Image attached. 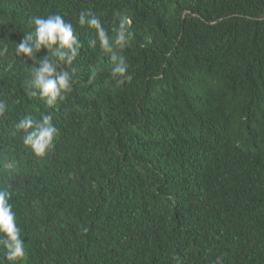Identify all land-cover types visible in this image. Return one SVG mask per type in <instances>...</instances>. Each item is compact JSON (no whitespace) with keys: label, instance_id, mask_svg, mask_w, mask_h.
<instances>
[{"label":"trees","instance_id":"1","mask_svg":"<svg viewBox=\"0 0 264 264\" xmlns=\"http://www.w3.org/2000/svg\"><path fill=\"white\" fill-rule=\"evenodd\" d=\"M81 12L110 36L130 16L131 81ZM52 14L82 48L49 107L15 43ZM0 53V187L25 264H264V0H0ZM42 114L58 135L37 157L15 125Z\"/></svg>","mask_w":264,"mask_h":264},{"label":"clouds","instance_id":"2","mask_svg":"<svg viewBox=\"0 0 264 264\" xmlns=\"http://www.w3.org/2000/svg\"><path fill=\"white\" fill-rule=\"evenodd\" d=\"M118 19L114 36L109 35L100 18L94 14L81 12L78 22L81 26L87 25L95 30L101 49L112 54L113 77L118 78V83H124L131 81L132 76L129 74L126 58L118 50L129 47L135 33L131 30L132 20L129 15L121 13ZM29 23L34 25V31L24 35L19 43H15L16 55L32 61L31 78L25 92L29 98L39 97L52 107L63 102L77 83L74 78L75 69L69 71L65 66H71L76 61L82 44L73 24L60 14H52L47 18L31 17ZM42 48L47 50V55L38 59L37 54ZM3 51H7L6 46ZM7 110V102L0 101V116H4ZM15 129L24 132L23 144L37 157H43L52 150L54 138L58 135L49 114H42L39 119L24 116L16 123ZM11 196L12 193L6 187H0V244L3 245L4 256L10 264H25V241L17 225L16 213L9 202Z\"/></svg>","mask_w":264,"mask_h":264}]
</instances>
